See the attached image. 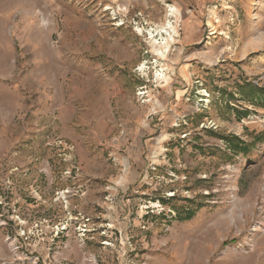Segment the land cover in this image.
I'll return each mask as SVG.
<instances>
[{"label":"rangeland","instance_id":"rangeland-1","mask_svg":"<svg viewBox=\"0 0 264 264\" xmlns=\"http://www.w3.org/2000/svg\"><path fill=\"white\" fill-rule=\"evenodd\" d=\"M259 88L264 0H0V264H264Z\"/></svg>","mask_w":264,"mask_h":264},{"label":"bare ground","instance_id":"bare-ground-1","mask_svg":"<svg viewBox=\"0 0 264 264\" xmlns=\"http://www.w3.org/2000/svg\"><path fill=\"white\" fill-rule=\"evenodd\" d=\"M178 13V8L174 7V6H170V9L168 11L167 14V20L164 24L162 25H158L157 28L155 30H149L150 34H151V38L157 42V39H155V36L157 35H161V38L164 40L163 42H159V44H164L163 48L157 49L156 51L158 52L159 55H161L162 57L166 56V52H168V47H169V42L170 40L174 39V32H175V26L172 24V21L170 20V16H174L177 15ZM163 33H168L169 36H165ZM158 77L157 78H164L166 79V76L163 73H158L157 74Z\"/></svg>","mask_w":264,"mask_h":264},{"label":"trees","instance_id":"trees-1","mask_svg":"<svg viewBox=\"0 0 264 264\" xmlns=\"http://www.w3.org/2000/svg\"><path fill=\"white\" fill-rule=\"evenodd\" d=\"M261 94H264V89L259 88Z\"/></svg>","mask_w":264,"mask_h":264}]
</instances>
